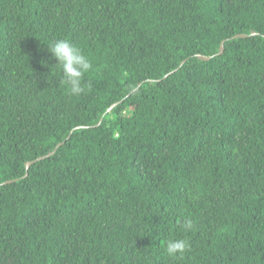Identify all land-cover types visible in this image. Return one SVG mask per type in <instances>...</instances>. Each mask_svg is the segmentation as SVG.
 I'll list each match as a JSON object with an SVG mask.
<instances>
[{
    "label": "trees",
    "instance_id": "16d2710c",
    "mask_svg": "<svg viewBox=\"0 0 264 264\" xmlns=\"http://www.w3.org/2000/svg\"><path fill=\"white\" fill-rule=\"evenodd\" d=\"M0 264H264V0H0Z\"/></svg>",
    "mask_w": 264,
    "mask_h": 264
},
{
    "label": "clouds",
    "instance_id": "9594fccd",
    "mask_svg": "<svg viewBox=\"0 0 264 264\" xmlns=\"http://www.w3.org/2000/svg\"><path fill=\"white\" fill-rule=\"evenodd\" d=\"M47 51L56 61L52 68H57L61 82L67 85L72 95H80L85 91L83 77L92 69V63L80 48L68 39H56L47 44ZM185 229H191V221L185 219ZM165 253L172 258H182L190 250V245L185 239H170L166 241Z\"/></svg>",
    "mask_w": 264,
    "mask_h": 264
},
{
    "label": "water",
    "instance_id": "95a60500",
    "mask_svg": "<svg viewBox=\"0 0 264 264\" xmlns=\"http://www.w3.org/2000/svg\"><path fill=\"white\" fill-rule=\"evenodd\" d=\"M254 35H256V33L251 32V34H250L249 36H254ZM236 37L245 38V37H248V35H245V34H239V35H236ZM223 43H224V41H222L221 44H220V46H219L218 54H221V53L223 52ZM197 58L200 59V60H204V61L210 59L209 56H202V55H197ZM53 153H54V151L51 152V153H49L48 156L52 155ZM46 157H47V156H46ZM41 158H45V157H40L39 159H41ZM31 164H32V162H27V163L25 164V167H26V168H29V166H30ZM10 182H12V181H6L5 183H10Z\"/></svg>",
    "mask_w": 264,
    "mask_h": 264
}]
</instances>
